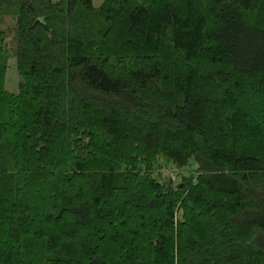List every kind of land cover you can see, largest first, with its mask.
Returning a JSON list of instances; mask_svg holds the SVG:
<instances>
[{
	"label": "trees",
	"instance_id": "trees-1",
	"mask_svg": "<svg viewBox=\"0 0 264 264\" xmlns=\"http://www.w3.org/2000/svg\"><path fill=\"white\" fill-rule=\"evenodd\" d=\"M0 264H264V0H0Z\"/></svg>",
	"mask_w": 264,
	"mask_h": 264
},
{
	"label": "rangeland",
	"instance_id": "rangeland-1",
	"mask_svg": "<svg viewBox=\"0 0 264 264\" xmlns=\"http://www.w3.org/2000/svg\"><path fill=\"white\" fill-rule=\"evenodd\" d=\"M103 0H94L95 5H99ZM21 77L17 69L16 58L12 56L9 59L8 69L6 73L5 88L13 93L20 90Z\"/></svg>",
	"mask_w": 264,
	"mask_h": 264
}]
</instances>
